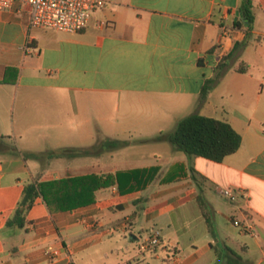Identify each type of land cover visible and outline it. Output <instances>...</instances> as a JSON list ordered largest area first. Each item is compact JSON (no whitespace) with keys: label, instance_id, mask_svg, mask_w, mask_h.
Instances as JSON below:
<instances>
[{"label":"crops","instance_id":"1","mask_svg":"<svg viewBox=\"0 0 264 264\" xmlns=\"http://www.w3.org/2000/svg\"><path fill=\"white\" fill-rule=\"evenodd\" d=\"M105 1L78 33L31 27L19 3L0 10V264H264V0H253V37L203 102L206 81L245 40L234 27L244 20L240 0ZM240 63L248 72L234 70ZM94 100L113 136L90 116ZM125 104L140 113L112 120ZM192 114L229 122L242 136L238 152L217 163L154 141ZM150 142L170 147L123 154ZM89 174H119L121 185L54 215L38 198L23 228L9 225L26 185ZM226 187L245 201H228ZM172 213L198 218L202 236L191 227L173 235ZM154 229L164 243L143 252ZM181 237L193 249L187 256Z\"/></svg>","mask_w":264,"mask_h":264},{"label":"trees","instance_id":"2","mask_svg":"<svg viewBox=\"0 0 264 264\" xmlns=\"http://www.w3.org/2000/svg\"><path fill=\"white\" fill-rule=\"evenodd\" d=\"M238 11L244 17V20L235 21L234 27L245 32V40L237 43L233 51L219 63L218 74L206 81L200 97L202 102L206 100L224 70L232 63L233 59L239 57L241 50L248 45L253 37L256 20L253 0H240ZM234 70L239 73H246L249 67L245 63H240ZM154 141H169L177 151L190 157H202L221 163L226 157L238 152L242 145V136L227 121L192 114L182 119L174 132L170 134L162 133ZM127 144L123 141H109L106 146L114 149L124 147ZM68 152L73 153V155H80L87 153V150L70 149ZM23 156L29 159L41 155L23 153ZM120 179L121 175L119 174L105 176L89 174L55 180H36L25 186L22 199L13 219L9 221V225L23 228L27 215L38 198L44 200L52 215L71 212L94 204L97 200V192L100 189L115 184L121 185ZM209 225L211 226V222Z\"/></svg>","mask_w":264,"mask_h":264},{"label":"built area","instance_id":"3","mask_svg":"<svg viewBox=\"0 0 264 264\" xmlns=\"http://www.w3.org/2000/svg\"><path fill=\"white\" fill-rule=\"evenodd\" d=\"M16 3L27 7L31 27L68 33H78L86 29L93 13L107 6L105 0H0V10L11 9ZM220 193L232 203L238 201L237 195L230 188H221ZM234 223L238 227L242 226L237 220ZM242 227L253 232L250 225ZM163 243L161 232L154 229L140 249L147 252Z\"/></svg>","mask_w":264,"mask_h":264},{"label":"rangeland","instance_id":"4","mask_svg":"<svg viewBox=\"0 0 264 264\" xmlns=\"http://www.w3.org/2000/svg\"><path fill=\"white\" fill-rule=\"evenodd\" d=\"M130 107H132V109H129ZM90 116L94 118L95 120V123L96 125L98 124V126L100 127V131H105V132H111V133H108V134H111V136H113V133H112V130L111 129H106L104 127V121L102 120L103 118V107H102V102L100 100H94V103L92 104V107L90 108ZM115 111H113L111 109V115H110V118L113 120V119H119L120 122L123 121L125 118L124 116H129V117H133L134 115H137L139 114V106H137L136 104H133V105H128V104H125L123 109H122V112L119 114V113H114ZM108 115V113H107ZM124 118V119H123ZM98 128L95 129L96 131V134H97V131H99ZM111 130V131H109ZM144 132H148L147 134H145L144 136H149L147 138H151V134L150 131H146L144 130ZM123 139H126V140H138L139 138V135H135L134 137H130L129 135H123ZM131 148L130 149H125V151L123 152L124 155H132V154H135L136 152H140V151H152V149H155V148H166V147H170V144L168 143H161V144H158V143H155V142H150V143H146V144H133L130 146ZM226 188H230L232 189V191H234V193L237 195L238 199L242 202L245 201V197L242 193H240L238 191V189H236L235 187H226ZM158 201L154 202L152 201L151 203H146L144 206L145 208H148L150 206H153L155 205ZM139 213L142 214L143 213V210L140 209L139 210ZM130 214L129 211H125L121 214V216H126ZM173 218L174 219V224H173V229H172V234L173 235H180V236H183L184 235V231H188L191 228H193V232L198 236V238H200L204 232V225L202 223H200L199 219L198 218H192L189 222H183V221H180L178 222L177 221V217H176V213H172L170 215V218ZM166 222V219L162 221L163 224H165ZM180 243H181V250L183 252V255L184 256H187L189 253H191L193 251V249L190 247V240L189 238H183L181 237L180 238ZM150 264H159L160 262L154 258L152 259H148L147 260ZM144 264H147L145 263V261H143Z\"/></svg>","mask_w":264,"mask_h":264}]
</instances>
